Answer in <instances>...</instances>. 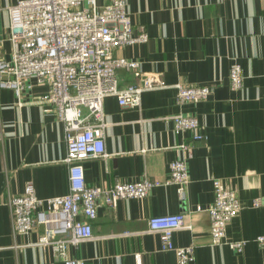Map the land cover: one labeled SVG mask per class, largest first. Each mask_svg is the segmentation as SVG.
I'll return each instance as SVG.
<instances>
[{
  "label": "crops",
  "instance_id": "0c3cea01",
  "mask_svg": "<svg viewBox=\"0 0 264 264\" xmlns=\"http://www.w3.org/2000/svg\"><path fill=\"white\" fill-rule=\"evenodd\" d=\"M18 1L0 0V58H11L8 8ZM97 2L102 7L109 0ZM127 13L133 34L149 38L115 50V56L140 64L138 74L119 70L118 85L141 84L154 75L160 88L143 92L139 107L121 106L116 96L104 98L109 156L84 161L85 177L99 186L144 177L160 184L145 198L120 200L115 208L99 202L93 237L71 245L69 256L85 264H178L175 252L161 250L148 221L185 211L191 228L177 230L173 240L194 247L195 259L188 264H264L257 241L264 237V0H128ZM235 62L244 75L236 91L229 78ZM30 83L21 99L0 88V264H64L49 246L36 244L42 226L14 235L7 205L8 197L22 195L29 183L41 198L69 191L64 123L38 103L47 85ZM176 84L209 85L212 92L206 100L178 105ZM179 113L196 116L205 138L177 133L172 116ZM177 159L187 161L189 170L184 202L175 185L163 184ZM215 178L241 200L242 209L227 228V240L246 241L241 252L212 245L210 216L196 211L214 201Z\"/></svg>",
  "mask_w": 264,
  "mask_h": 264
},
{
  "label": "built area",
  "instance_id": "2783aa9c",
  "mask_svg": "<svg viewBox=\"0 0 264 264\" xmlns=\"http://www.w3.org/2000/svg\"><path fill=\"white\" fill-rule=\"evenodd\" d=\"M128 0H109L100 7L97 0H19L8 8L10 15V59L0 58V88L14 90L21 99L33 85H47L38 103L48 105L64 123L67 146L64 162L68 166L69 191L61 196L41 198L33 184H27L22 195L9 196L14 235L28 234L43 227L37 245L49 246L64 264H85L83 259L69 256L71 245L93 237L92 221L97 217L99 202L115 208L120 200L143 199L160 182L144 177L137 181L119 182L113 186L90 185L86 181L84 161L107 158L106 127L103 100L116 96L121 106L139 107L142 93L160 88L154 75L141 84L120 88L117 72L121 69L138 74L140 64L135 60L115 56L116 49L146 42L148 34H133L127 13ZM232 90L243 87L244 75L239 63L230 69ZM176 103L206 100L212 92L209 85L176 84ZM84 110L88 113L84 114ZM94 120V121H92ZM177 133L190 131L195 140L205 138L199 132L196 116L182 113L172 116ZM189 183L187 161L177 159L169 164V177L163 184L176 186L181 202L186 200ZM214 201L206 210L210 216L212 245L226 244L241 252L246 241L227 240V228L242 209L237 192L223 180H213ZM254 205H261L255 200ZM186 224V213L153 216L148 231L157 233L161 250L173 251L178 264L194 261V247H179L174 233ZM70 234L69 237L66 235ZM257 241L264 248V237ZM139 260V256H138ZM140 264V262H139Z\"/></svg>",
  "mask_w": 264,
  "mask_h": 264
}]
</instances>
